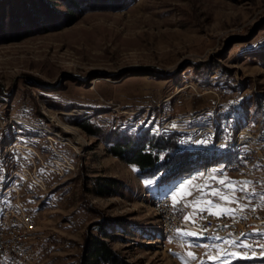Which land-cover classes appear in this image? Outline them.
Returning a JSON list of instances; mask_svg holds the SVG:
<instances>
[{
	"label": "rangeland",
	"instance_id": "rangeland-1",
	"mask_svg": "<svg viewBox=\"0 0 264 264\" xmlns=\"http://www.w3.org/2000/svg\"><path fill=\"white\" fill-rule=\"evenodd\" d=\"M0 2V212L34 218L38 264H81L105 220L125 230L106 241L126 264H264V161L251 154L264 151V0H82L70 24L60 0ZM130 133H177L232 164L158 188L110 152ZM169 195L185 216H261L237 239H170L155 210Z\"/></svg>",
	"mask_w": 264,
	"mask_h": 264
},
{
	"label": "trees",
	"instance_id": "trees-1",
	"mask_svg": "<svg viewBox=\"0 0 264 264\" xmlns=\"http://www.w3.org/2000/svg\"><path fill=\"white\" fill-rule=\"evenodd\" d=\"M42 1L45 3H55L54 1L56 0ZM60 1L66 6V15L69 20L68 24L73 23L76 11L81 10L79 2H82V0ZM258 105L261 109H264V100H259ZM179 138L177 133H169L156 139L149 138L147 133L143 135H135L133 133L129 135L121 134L115 144L111 146L110 152L125 163L136 167L141 177L153 178L158 184V188L173 184L180 177L210 167L209 163L212 159L215 162L222 160L225 164H232V154L227 150H214L212 153L213 157L203 156V153H207L206 150H190L187 146L181 145ZM103 181L97 185L99 195H112L114 193L115 181L111 179H105ZM174 204L178 206L183 205L181 209L176 210V213L184 214L188 211L183 203L174 202ZM203 212L208 211H202L197 214ZM190 216L194 215H183V218ZM97 230L100 233V237L94 236L88 241L81 264H126L106 241V239L117 236L116 233L124 232L125 230L123 231L122 225L118 224L117 226H113L109 221L105 220L98 224Z\"/></svg>",
	"mask_w": 264,
	"mask_h": 264
},
{
	"label": "bare ground",
	"instance_id": "bare-ground-1",
	"mask_svg": "<svg viewBox=\"0 0 264 264\" xmlns=\"http://www.w3.org/2000/svg\"><path fill=\"white\" fill-rule=\"evenodd\" d=\"M159 203H161V205L174 207V210L181 209L183 205L178 206L174 204L172 197L170 196L162 197L156 203L155 210L161 219V230L163 234L170 239H177L182 233H193L204 239H210L213 236L221 239L233 238V232H204V229L194 227L193 217L202 218V214H205V216H215V214L224 213L203 212L189 218H183L182 223L178 222L176 218L168 219L167 213H165L164 209L160 208ZM6 215L9 216V219H6ZM245 216H248V211L242 213L238 210L235 213H228V217H233L235 220H244ZM4 220H6V228H3V236H10V242H18V236L21 234L22 249L30 251V256H25V253H17L16 264H38L37 251L35 247L37 225L34 218L24 211L6 209L0 212V226H2ZM255 220L256 218H249V226H252V223H254ZM253 229V227H249L241 230L240 232H236V237H234V239L248 235ZM0 264H14V257L12 255L4 256V254H0Z\"/></svg>",
	"mask_w": 264,
	"mask_h": 264
},
{
	"label": "built area",
	"instance_id": "built-area-1",
	"mask_svg": "<svg viewBox=\"0 0 264 264\" xmlns=\"http://www.w3.org/2000/svg\"><path fill=\"white\" fill-rule=\"evenodd\" d=\"M251 154L258 155V157H260V160L264 161V151H262L261 148H259V153ZM29 176H31V174L28 175L27 180L30 178ZM159 204L160 208L164 209L165 213H167L168 219L176 218L178 222L183 223V213H176L174 207H169V205H161V203ZM260 216L261 210L259 208L248 207V216H245L244 220H235L233 219V217H228V213L215 214V216H205V214H202V218L193 217V220L194 227L202 228L204 229V232L228 231L233 232L234 238L236 237V232H240L245 228L254 227L249 226V218H256L257 222ZM6 219H9V216L6 215ZM3 228H6V220H4V223L2 224V226H0V254H4V256L12 255L14 257V264H16L17 253H25V256H30V251H27V249H22L21 234L20 236H18V242H10V236H3ZM250 244H252V240H250ZM255 246L258 247L259 256L262 255V250H264V246Z\"/></svg>",
	"mask_w": 264,
	"mask_h": 264
},
{
	"label": "crops",
	"instance_id": "crops-1",
	"mask_svg": "<svg viewBox=\"0 0 264 264\" xmlns=\"http://www.w3.org/2000/svg\"><path fill=\"white\" fill-rule=\"evenodd\" d=\"M236 210H237V209H236ZM236 210H235V211H236Z\"/></svg>",
	"mask_w": 264,
	"mask_h": 264
}]
</instances>
